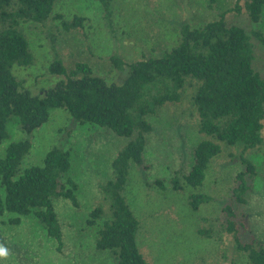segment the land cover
<instances>
[{"label":"trees","instance_id":"16d2710c","mask_svg":"<svg viewBox=\"0 0 264 264\" xmlns=\"http://www.w3.org/2000/svg\"><path fill=\"white\" fill-rule=\"evenodd\" d=\"M93 1L102 5L106 23L114 31V0ZM54 8L55 0H0V143L10 138L11 122L26 135L10 142L0 157V218L15 214L8 223L16 225L21 216H34L61 250L63 233L54 202L67 199L74 207L79 206L78 184L69 176L70 152L59 141L45 153L42 164L22 167V162L32 147L33 132L49 119L52 109H64L74 125H97L127 138L112 160L111 178L99 185L102 197L89 211L86 224L94 226L102 221L95 249L109 252L112 264H149L138 246L140 221L125 189L134 165L149 185L145 172L151 163L145 153L147 136L153 130L150 117L167 103L187 97L197 114L198 131L205 138L193 146L187 172L176 169L169 179L157 178L154 184L165 189L167 182L179 192L186 187L198 189L212 158L224 148L237 149V153L229 151V156L243 169L233 178L229 200L216 214L201 216L196 232L225 245L224 255L231 263L234 252H241L247 264H264V245L252 233L243 209L257 176L255 162L245 152L264 143V76L253 66L250 35L225 19L226 13H240L244 8L251 21L259 22L264 0H245L243 7L236 0L232 8L198 26L183 20L176 43L158 56L126 61L114 53L110 57L112 65L128 71L121 83H107L83 61L66 68L57 49L55 29L78 30L84 18L74 15L65 19L62 14H54ZM57 19L60 26L53 27ZM26 24L45 32L51 40L53 58L48 72L62 76L40 94L23 86V80L13 72L17 66L34 62ZM252 33L264 45V33L258 29ZM213 200L199 191L187 195L194 212ZM4 240L0 233V242Z\"/></svg>","mask_w":264,"mask_h":264},{"label":"rangeland","instance_id":"374dc122","mask_svg":"<svg viewBox=\"0 0 264 264\" xmlns=\"http://www.w3.org/2000/svg\"><path fill=\"white\" fill-rule=\"evenodd\" d=\"M236 0H114L113 30L107 25L103 7L93 0H55L54 14L65 19L74 15L84 18L83 26L69 32L56 30V45L67 69L77 61L92 67L107 83H121L128 71L117 69L110 57L114 53L126 61L152 56L172 47L177 40L183 20L198 26L213 19L219 12L232 8ZM245 0H239L243 7ZM228 24L239 25L250 35L253 45L254 68L264 76V45L253 36V30L264 33V10L259 22L248 18L244 8L240 13L228 12ZM60 26L59 20L52 23ZM30 40L34 62L31 66L14 68V74L23 80V86L33 94L52 87L62 76L48 72L53 58L51 40L45 32L25 25ZM57 31V32H56ZM49 32V31H48ZM51 33V32H49ZM153 130L147 136L145 157L151 168L145 173L149 185L137 166H132L125 189V196L140 221L137 242L149 264H247L245 255L234 252L233 262L224 255V246L204 238L196 232L201 216L214 215L229 200L235 174L243 169L239 161L229 156L226 149L212 158L206 170L203 185L198 189L186 187L183 191L172 190L166 182L161 189L155 179H169L174 170L188 171L192 164L191 150L205 136L198 131L197 114L187 97L164 105L150 117ZM67 111L51 110L49 119L33 134L32 147L23 159L22 167L40 165L45 153L59 141L64 143L71 157V176L78 184L76 195L79 206L74 207L67 199H56L55 209L63 233V246L50 238L34 216H21L19 224L8 223L15 214L0 218V233L7 249L0 256V264H112L109 252L95 249V237L102 224L89 226V211L102 197L99 185L112 176V160L127 138L97 125L73 124ZM69 129H71L69 136ZM10 138L0 143V157L12 141L24 138L16 122L8 125ZM264 136V121H263ZM245 155L255 162L257 176L249 202L244 211L249 217L252 233L264 245V143L249 149ZM199 191L211 195L214 200L194 212L187 203L190 192Z\"/></svg>","mask_w":264,"mask_h":264},{"label":"clouds","instance_id":"9594fccd","mask_svg":"<svg viewBox=\"0 0 264 264\" xmlns=\"http://www.w3.org/2000/svg\"><path fill=\"white\" fill-rule=\"evenodd\" d=\"M7 255V249L0 247V256H6Z\"/></svg>","mask_w":264,"mask_h":264}]
</instances>
